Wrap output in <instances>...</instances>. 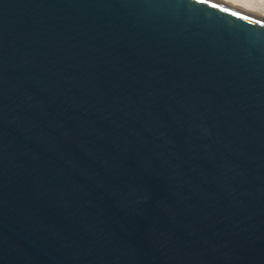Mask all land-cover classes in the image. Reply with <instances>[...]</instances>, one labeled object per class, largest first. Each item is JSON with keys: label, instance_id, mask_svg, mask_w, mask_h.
<instances>
[{"label": "water", "instance_id": "water-1", "mask_svg": "<svg viewBox=\"0 0 264 264\" xmlns=\"http://www.w3.org/2000/svg\"><path fill=\"white\" fill-rule=\"evenodd\" d=\"M0 264H264V4L0 0Z\"/></svg>", "mask_w": 264, "mask_h": 264}, {"label": "bare ground", "instance_id": "bare-ground-1", "mask_svg": "<svg viewBox=\"0 0 264 264\" xmlns=\"http://www.w3.org/2000/svg\"><path fill=\"white\" fill-rule=\"evenodd\" d=\"M258 2L264 4V0H257Z\"/></svg>", "mask_w": 264, "mask_h": 264}]
</instances>
